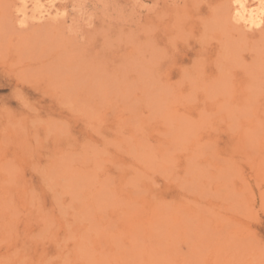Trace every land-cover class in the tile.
Instances as JSON below:
<instances>
[{
    "label": "rangeland",
    "instance_id": "1",
    "mask_svg": "<svg viewBox=\"0 0 264 264\" xmlns=\"http://www.w3.org/2000/svg\"><path fill=\"white\" fill-rule=\"evenodd\" d=\"M59 3L0 0V264H264V27Z\"/></svg>",
    "mask_w": 264,
    "mask_h": 264
},
{
    "label": "bare ground",
    "instance_id": "2",
    "mask_svg": "<svg viewBox=\"0 0 264 264\" xmlns=\"http://www.w3.org/2000/svg\"><path fill=\"white\" fill-rule=\"evenodd\" d=\"M60 1L61 0H15V3L21 6L18 10L20 12L19 14L22 16L20 22H24V24L21 25L26 24L25 22L28 21V16H31V14H33L32 17L39 21L59 20V18L65 14V9H63V5L59 3ZM230 7L231 19L237 29H242L240 30L241 32L243 30L256 31L264 27V0H233L232 6L230 5ZM30 11H32L31 14L29 13ZM229 12L228 14H230Z\"/></svg>",
    "mask_w": 264,
    "mask_h": 264
}]
</instances>
